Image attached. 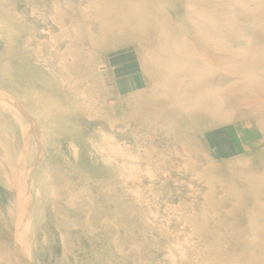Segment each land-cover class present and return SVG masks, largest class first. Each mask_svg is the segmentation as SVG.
I'll return each mask as SVG.
<instances>
[{
	"label": "rangeland",
	"instance_id": "374dc122",
	"mask_svg": "<svg viewBox=\"0 0 264 264\" xmlns=\"http://www.w3.org/2000/svg\"><path fill=\"white\" fill-rule=\"evenodd\" d=\"M0 264H264V0H0Z\"/></svg>",
	"mask_w": 264,
	"mask_h": 264
}]
</instances>
